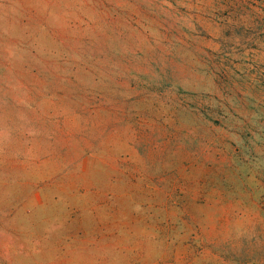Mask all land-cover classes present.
Masks as SVG:
<instances>
[{"label": "rangeland", "instance_id": "374dc122", "mask_svg": "<svg viewBox=\"0 0 264 264\" xmlns=\"http://www.w3.org/2000/svg\"><path fill=\"white\" fill-rule=\"evenodd\" d=\"M0 264H264V0H0Z\"/></svg>", "mask_w": 264, "mask_h": 264}]
</instances>
